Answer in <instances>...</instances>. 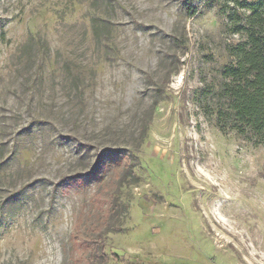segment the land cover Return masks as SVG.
I'll list each match as a JSON object with an SVG mask.
<instances>
[{
	"label": "rangeland",
	"instance_id": "obj_1",
	"mask_svg": "<svg viewBox=\"0 0 264 264\" xmlns=\"http://www.w3.org/2000/svg\"><path fill=\"white\" fill-rule=\"evenodd\" d=\"M259 0H0V264H264V143L225 68Z\"/></svg>",
	"mask_w": 264,
	"mask_h": 264
},
{
	"label": "trees",
	"instance_id": "obj_2",
	"mask_svg": "<svg viewBox=\"0 0 264 264\" xmlns=\"http://www.w3.org/2000/svg\"><path fill=\"white\" fill-rule=\"evenodd\" d=\"M249 13V24L236 33L245 40L231 49L234 63L225 68L228 79L224 95L227 109H220L219 123L231 119V128L240 135L254 136L264 143V0L242 5Z\"/></svg>",
	"mask_w": 264,
	"mask_h": 264
}]
</instances>
